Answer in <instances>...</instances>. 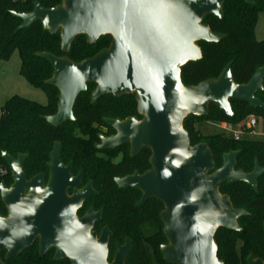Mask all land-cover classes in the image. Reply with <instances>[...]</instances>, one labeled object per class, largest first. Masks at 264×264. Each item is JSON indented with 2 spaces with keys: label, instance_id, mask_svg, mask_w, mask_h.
<instances>
[{
  "label": "water",
  "instance_id": "water-1",
  "mask_svg": "<svg viewBox=\"0 0 264 264\" xmlns=\"http://www.w3.org/2000/svg\"><path fill=\"white\" fill-rule=\"evenodd\" d=\"M227 1L62 0L61 5L51 9L36 1L30 13L12 12L22 21L18 31L40 22L50 35L59 33L64 54L70 52L77 37L85 36L91 45L103 36L112 37L107 50L80 63L46 52L35 54L53 67V75L45 83L59 91L58 112L46 117V121L54 128L74 121L75 102L89 84L97 86L93 104L106 95L136 94L138 113L144 119L122 123L106 120L118 135L110 139L102 137L103 144L97 148L116 149L131 142L133 155L142 147L151 149L150 171L117 179L116 183L121 189L142 193L138 208L152 199L164 205L160 220L167 243L161 245L160 252L166 264H224L218 258L216 233L221 229L240 232L239 219L250 214L234 208L230 197L220 194V186L244 183L256 192L258 179L264 175L257 160L251 173L236 171L238 151L224 154L223 165L216 170L209 146L204 143L192 146L183 126L189 116H208L212 105L231 118V101L264 110V103L256 97L264 89V66L246 84L234 82L233 62L227 64L218 78L196 86L182 83V69L203 58L198 43H219L226 38L213 33L203 20L208 16L222 20ZM243 1L255 5L253 0ZM60 148L56 143L51 154L52 180L72 184L69 169H63L59 162ZM25 158L20 155L15 161L8 153L2 154L17 181L12 193L3 194L10 217L0 218V246L10 249L8 258L41 235L43 248L55 244L57 256L68 258L72 264H126L132 240L126 238L124 245L117 244L109 263L108 243L112 233L107 228L99 238L91 233L94 224L101 220V212L90 210L84 218L76 217L77 209L93 194L91 188L75 192L69 199L59 194L65 188L50 187L45 192L37 182L39 179H34L37 186L29 187L30 197H23L22 189L27 187L23 174ZM247 264L264 262L250 255Z\"/></svg>",
  "mask_w": 264,
  "mask_h": 264
},
{
  "label": "trees",
  "instance_id": "trees-1",
  "mask_svg": "<svg viewBox=\"0 0 264 264\" xmlns=\"http://www.w3.org/2000/svg\"><path fill=\"white\" fill-rule=\"evenodd\" d=\"M36 1L45 9L62 4V0H0V60L8 61L13 52L17 51L21 59V76L30 86L44 91L49 99L48 105H41L13 96L0 108V166L4 165L2 152L10 154L31 151L33 158H39L40 155H46L51 148L53 133L41 117L56 112L58 90L45 83L52 77L53 67L35 54L46 52L80 63L107 50L112 44L111 36H103L93 45L87 42L85 36H80L72 44L70 52L64 54L61 51L60 34L50 35L40 22L27 30L18 31L22 21L15 18L12 12L30 13L34 10ZM253 1L254 6L243 0H228L223 6L222 20L213 16L204 18L203 24L208 25L213 33L225 35L226 38L219 43H198L203 58L182 69L181 79L185 86H196L209 79L218 78L230 62H233L234 82L246 84L258 68L264 66V40L258 42L254 38L258 16L264 12V0ZM256 97L264 103V89L258 91ZM107 100L111 102L112 108L123 109L126 106L129 113L135 111L133 95L121 98L105 97L96 106H91L90 92H86L77 98L74 114L78 118L99 117L103 115L101 109ZM231 107V118L213 105L206 117L186 118L183 126L188 132L191 145L207 144L216 170L223 165V155L231 151L240 152L237 157V170L252 172L255 160L264 168V140L245 137L236 140L225 134L203 135L195 127L196 123L211 121L215 124L228 123L236 129H243L246 120L252 115L258 117V121L264 126V110L255 109L241 101H231ZM86 111L90 113H85ZM80 124L82 129L87 126L84 121ZM70 139L74 140L73 137ZM42 150L45 153H40ZM113 192V203L111 207H107L105 215H111L112 229L117 233L116 239L119 243H123L125 237L133 242L126 264H153V260L158 264H166L160 252L161 245L167 243L159 217L164 211L162 202L155 199L145 207L137 208L135 202L140 198V193L123 194L115 188ZM219 192L230 197L234 208L243 209L250 214L239 219L240 232L221 229L216 233L219 260L224 264H247L248 257L253 255L255 259L264 262V175L258 181L256 192L244 183H224ZM147 222H156L160 231L152 236H144L141 228ZM120 232L123 233L119 234Z\"/></svg>",
  "mask_w": 264,
  "mask_h": 264
},
{
  "label": "flooded vegetation",
  "instance_id": "flooded-vegetation-1",
  "mask_svg": "<svg viewBox=\"0 0 264 264\" xmlns=\"http://www.w3.org/2000/svg\"><path fill=\"white\" fill-rule=\"evenodd\" d=\"M96 87L97 86L95 84H89L88 90L86 91L90 92L89 104L91 106H96L99 104V101L105 97L121 98L124 96L133 95L134 101L136 102L135 111L129 113L126 109V106H124L123 109L112 108L111 102L107 100L104 102L103 108L101 107V113L103 115L91 118H78L74 114V105V121H67L64 125L54 128L47 123L46 117L54 116L58 112V91V94L56 95L58 99L56 112L53 115L41 117L43 120H45L46 125L51 128V132L53 133L54 137L51 142V148L47 154L40 155L39 158H33L31 151H26L25 153L19 151L12 152L10 154L8 152L6 153H8L15 161H18L20 155L26 156L23 162V174L25 177V184L27 185V187L22 189V195L24 198L30 197L32 191L29 189V187H33L32 185L34 184V179H39L37 182L45 192H47L50 187L51 189L52 187L65 188L64 193L59 192V194H64L69 199L74 197L75 192H82L86 188L92 189L93 194L83 201L82 205L77 209L75 214L77 219L80 220L84 218L90 210H93L94 213L101 212V220L94 224L91 233H96L98 238L102 235L103 230L106 228L112 233L108 243V262L111 263L116 253L117 244L124 245L126 238H128L125 237L124 242L119 243L116 239L117 233L112 229L111 215H105L107 207H111L113 203V189L115 188L118 190V192L123 194L140 193V198L137 202H135V207L142 198V193L138 190H125L119 188L116 180L133 177L136 174L144 175L146 172L150 171L152 169V151L149 148L142 147L137 153L133 155L131 142H128L116 149L100 150L97 148L103 144L102 137L110 139L118 135V131L106 123V120L119 121L122 123L126 122L128 119L142 121L144 117L138 113L136 94H128L121 97L106 95L99 98L98 101L93 104L92 95ZM46 105H48V103ZM85 113L90 112L86 111ZM111 114L114 116H111ZM83 121L87 123V126L84 129L79 127L81 125L80 122ZM71 137H73L74 140L70 139ZM56 143L61 145L59 162L63 166V169H69L68 173L73 179L72 184L68 182L65 183V181L61 180L56 182L52 180L53 175L49 165L52 161L51 154L54 151ZM3 153L5 152H2V154ZM40 153L43 154L45 152L42 150ZM235 170L242 171L237 170L236 168ZM34 185L37 186V184ZM16 186L17 181L15 179L14 172L4 161V165L0 166V218L2 219H8L10 217V208L4 202L3 194L4 192L12 193ZM154 200L155 199L149 200L144 206L140 208L145 207L149 202ZM149 226H157L158 228L157 232L151 234L150 236L155 235L160 231L159 225L156 222H147L143 224L141 228L143 234L145 233L144 228ZM121 233L123 232H120L119 234ZM41 242L42 236L37 235L31 241L29 246H26L19 251L17 250L18 253L11 255L9 258L8 256L10 254V249L5 245L0 246V263L72 264L68 258H59L57 256L58 247L55 244L49 243L45 248H43Z\"/></svg>",
  "mask_w": 264,
  "mask_h": 264
},
{
  "label": "rangeland",
  "instance_id": "rangeland-1",
  "mask_svg": "<svg viewBox=\"0 0 264 264\" xmlns=\"http://www.w3.org/2000/svg\"><path fill=\"white\" fill-rule=\"evenodd\" d=\"M254 38L256 41L260 42L264 40V12L260 13L258 16L257 26L254 32ZM21 59L17 51L13 52L11 58L8 61L0 60V108H3L6 102L11 99L13 96H19L21 98L37 102L41 105H46L49 102L47 94L40 90L36 89L28 84V82L21 76ZM251 118L258 120L256 116H250L246 122L243 129H238L244 135L240 138H249L255 140H264V126L262 122H259L257 127L253 130L254 133L247 135L249 133V123ZM195 127L203 135H212V134H225L217 124L212 123L211 121H203L195 124ZM144 236H150L157 232V226L145 227ZM153 264H158L153 260Z\"/></svg>",
  "mask_w": 264,
  "mask_h": 264
},
{
  "label": "built area",
  "instance_id": "built-area-1",
  "mask_svg": "<svg viewBox=\"0 0 264 264\" xmlns=\"http://www.w3.org/2000/svg\"><path fill=\"white\" fill-rule=\"evenodd\" d=\"M224 132H226L229 136L233 137L236 140H239L244 133L240 132L238 129L234 128L232 125L228 123H219L217 124ZM258 125V120L255 118H251L250 123H249V133L247 135H251L254 133V129Z\"/></svg>",
  "mask_w": 264,
  "mask_h": 264
}]
</instances>
